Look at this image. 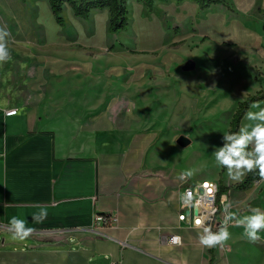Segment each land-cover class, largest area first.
<instances>
[{
  "label": "crops",
  "instance_id": "1",
  "mask_svg": "<svg viewBox=\"0 0 264 264\" xmlns=\"http://www.w3.org/2000/svg\"><path fill=\"white\" fill-rule=\"evenodd\" d=\"M168 2L166 8L174 6L168 18H175L181 3ZM190 4L193 11L200 10ZM103 12L92 11L88 20H65L68 27L62 29L64 41L60 43L69 53L74 50L79 60L67 70L68 75L76 73L73 79L92 71L87 48L108 51L107 46L93 41L100 18L108 32V14ZM0 26L12 36L9 49L15 48L17 38L33 45L34 0H0ZM71 26L73 33L68 32ZM126 71L130 76L117 98L109 93L75 102L91 107L95 114L72 116L64 107L53 113L52 107L72 104L74 91L81 89L68 81L70 76L62 83L64 94H34V87L17 83L16 90L28 88L31 93L25 90L19 97L0 98V264H110L119 260L122 264H243L244 259L249 264H264V230L259 233L261 239L251 243L243 237L242 228L230 226L231 238L225 246L209 249L199 244L203 230L178 223L182 187L214 180L182 182L176 164L156 157L153 150L159 135L134 109L145 108L151 91L164 84L135 82L134 66ZM100 107L106 108L100 111ZM49 111L53 114L48 115ZM236 191L229 188L223 192L220 202L227 194L235 204L233 211L241 217L251 214L235 209L240 201L249 199ZM42 211L46 218L35 222L33 215ZM96 215L110 221L101 234L96 232ZM13 216L34 228L29 238H12L8 222ZM222 221L220 206L217 222ZM172 234L181 237V245L160 242L161 236ZM120 241L128 245L122 248ZM258 247L262 253L249 249Z\"/></svg>",
  "mask_w": 264,
  "mask_h": 264
},
{
  "label": "rangeland",
  "instance_id": "2",
  "mask_svg": "<svg viewBox=\"0 0 264 264\" xmlns=\"http://www.w3.org/2000/svg\"><path fill=\"white\" fill-rule=\"evenodd\" d=\"M169 3L155 2L149 11L127 1L128 28L116 34L106 32L100 18L93 41L107 46L108 51L87 48L92 55L87 60L92 71L73 79L76 73L68 75L67 70L79 60L73 55L74 50L69 53L60 43L64 41L62 29L66 31L68 27L65 20L73 18L71 10L64 5L63 25L58 27L47 0H34L36 42L32 45L19 38L14 42L15 48L10 49L12 59L0 65V98L19 97L25 90L31 93L28 88L23 92L16 90L17 83L34 87V94H64L62 83L70 76L68 81L81 89L74 91L72 104L52 107L53 113L64 107L72 116L95 114L91 107L75 102L82 97L91 100L109 93L111 98H117L122 93L121 85L130 76L126 69L134 66L135 82L164 84L151 91L145 108L134 109V114L153 126L152 130L159 135L153 150L156 157L176 164L174 169L179 173L190 171L188 180H214L219 188L237 183L228 180L226 170L216 165L212 153L215 147L222 146L223 133L234 130L241 104L258 98L247 111L256 102L264 107V0H224V8L215 4L207 11L197 12L192 10L191 2H184L177 4L180 11L175 18H168L174 10L173 5L165 7ZM68 32L73 33V26ZM187 62L194 64L191 71L182 69ZM245 113L238 129L248 123ZM43 115L42 112L40 116ZM179 137L187 138L190 144L181 148L176 143ZM236 190L249 199L240 201L235 209L249 213L251 208L264 210V184L257 186L253 182L246 189ZM249 249L262 253L259 247ZM243 264L249 263L244 259Z\"/></svg>",
  "mask_w": 264,
  "mask_h": 264
},
{
  "label": "clouds",
  "instance_id": "3",
  "mask_svg": "<svg viewBox=\"0 0 264 264\" xmlns=\"http://www.w3.org/2000/svg\"><path fill=\"white\" fill-rule=\"evenodd\" d=\"M10 33L0 28V65L12 59L9 49ZM215 86V85H213ZM245 119L248 121L244 126L236 131L223 133L222 146L215 147L212 156L218 167L225 169L230 182L242 183L245 177L250 173H256L258 179L254 183L259 186L264 184V107L259 102L250 105L245 113ZM190 171H181L178 174L180 181H186L190 178ZM207 187V185H205ZM212 189H208L206 196H210ZM184 205H192V193L188 192L181 196ZM201 201L197 200L195 206H200ZM223 208V221L216 231L212 230L211 225L203 226V232L199 235V244L206 248L216 246L223 247L231 238L229 227H238L243 229V237L249 242L256 243L261 237L259 233L264 230V210L259 207L251 208L249 215L240 216L238 212L233 211L234 203L228 196L221 197ZM7 206V203L3 205ZM216 209H213L215 212ZM47 213L34 214L32 219L39 223L46 218ZM183 219V217H181ZM196 227L204 225L201 217L194 220ZM8 230L13 239L25 240L29 238L34 228L28 227L23 219L13 216L8 222ZM173 242H179V237H175Z\"/></svg>",
  "mask_w": 264,
  "mask_h": 264
},
{
  "label": "trees",
  "instance_id": "4",
  "mask_svg": "<svg viewBox=\"0 0 264 264\" xmlns=\"http://www.w3.org/2000/svg\"><path fill=\"white\" fill-rule=\"evenodd\" d=\"M127 1H133L149 11L152 9L155 2L175 1L177 3H182L184 1H189L196 4L200 10L214 4H224V0H47V3L55 22L60 26L63 25V18L61 15L64 5L71 10L73 17L81 20H88L91 12L94 10L106 11L108 14L107 31L110 34H116L118 32H124L128 28L129 20L127 19L125 8V3ZM257 99L258 98H255L241 104L240 111L236 114V125L233 131L238 129L239 121L247 111L249 104ZM257 179L258 175L256 173H250L245 177L242 183H236L229 188L243 190L248 188ZM229 188L220 187V195Z\"/></svg>",
  "mask_w": 264,
  "mask_h": 264
},
{
  "label": "built area",
  "instance_id": "5",
  "mask_svg": "<svg viewBox=\"0 0 264 264\" xmlns=\"http://www.w3.org/2000/svg\"><path fill=\"white\" fill-rule=\"evenodd\" d=\"M14 113L13 111L10 112ZM207 185V187H205ZM212 189L211 195L206 196L208 189ZM219 185L214 181H202L197 184H189L184 185L182 187V195L186 194L188 192L192 193V205L193 206H187L184 205L183 201L180 202V207L177 215V221L179 224H181L185 228H192V229H201L203 230V226L211 225L212 230L214 231L215 226H219L220 223L217 222V216L219 215L220 211V193H219ZM200 200L201 204L200 206H195L196 201ZM213 209H216L215 212H213ZM183 217V219H181ZM196 217H201L204 221V225L201 227H196L194 225V220ZM110 222L107 217L103 215H96L95 216V223L99 227L96 228V232L100 233L103 232V229L107 226ZM175 237H179V242H173ZM161 243L173 245V246H179L181 245V237L176 234L167 235V236H161L160 238ZM120 246L122 248H125L128 244L125 241L119 242ZM110 264H122V261H113Z\"/></svg>",
  "mask_w": 264,
  "mask_h": 264
},
{
  "label": "water",
  "instance_id": "6",
  "mask_svg": "<svg viewBox=\"0 0 264 264\" xmlns=\"http://www.w3.org/2000/svg\"><path fill=\"white\" fill-rule=\"evenodd\" d=\"M194 68V64L192 62H187L185 66L182 68L184 71H191ZM176 143L181 147L185 148L187 147L190 142L187 138L185 137H179L176 141Z\"/></svg>",
  "mask_w": 264,
  "mask_h": 264
}]
</instances>
